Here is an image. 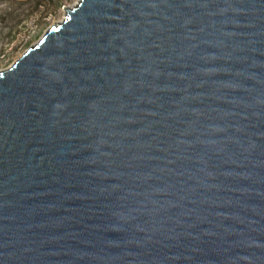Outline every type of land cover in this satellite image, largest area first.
<instances>
[{
	"label": "water",
	"instance_id": "obj_1",
	"mask_svg": "<svg viewBox=\"0 0 264 264\" xmlns=\"http://www.w3.org/2000/svg\"><path fill=\"white\" fill-rule=\"evenodd\" d=\"M0 264H264V0H79L1 70Z\"/></svg>",
	"mask_w": 264,
	"mask_h": 264
},
{
	"label": "rangeland",
	"instance_id": "obj_2",
	"mask_svg": "<svg viewBox=\"0 0 264 264\" xmlns=\"http://www.w3.org/2000/svg\"><path fill=\"white\" fill-rule=\"evenodd\" d=\"M79 0H0V71L9 67Z\"/></svg>",
	"mask_w": 264,
	"mask_h": 264
},
{
	"label": "bare ground",
	"instance_id": "obj_3",
	"mask_svg": "<svg viewBox=\"0 0 264 264\" xmlns=\"http://www.w3.org/2000/svg\"><path fill=\"white\" fill-rule=\"evenodd\" d=\"M72 6H73V5H72ZM58 22H60V21H57V22H55V23H58ZM55 23H54V24H55Z\"/></svg>",
	"mask_w": 264,
	"mask_h": 264
}]
</instances>
